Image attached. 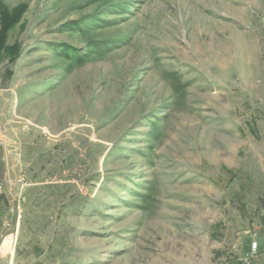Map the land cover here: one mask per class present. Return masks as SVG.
<instances>
[{"label": "rangeland", "instance_id": "374dc122", "mask_svg": "<svg viewBox=\"0 0 264 264\" xmlns=\"http://www.w3.org/2000/svg\"><path fill=\"white\" fill-rule=\"evenodd\" d=\"M1 32L0 264H264V0H0Z\"/></svg>", "mask_w": 264, "mask_h": 264}, {"label": "trees", "instance_id": "16d2710c", "mask_svg": "<svg viewBox=\"0 0 264 264\" xmlns=\"http://www.w3.org/2000/svg\"><path fill=\"white\" fill-rule=\"evenodd\" d=\"M4 18H5L4 20H5V23H6L5 27H4L5 28L4 31H6L7 27H11V26L14 25L15 21L17 20V14L15 16L14 15H7V13L5 12ZM5 35L6 34H4L3 32L0 33V51L4 50L8 54V52L10 53L11 51L14 50L15 46L4 47L3 42H4ZM57 50L61 54H63L64 56L69 57L70 59L79 60V61L81 60V57L77 54L76 48L71 46V45L61 44L60 46H58Z\"/></svg>", "mask_w": 264, "mask_h": 264}]
</instances>
